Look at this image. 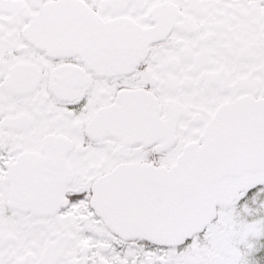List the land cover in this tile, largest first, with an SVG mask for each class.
Returning <instances> with one entry per match:
<instances>
[{"label":"snow or ice","instance_id":"snow-or-ice-1","mask_svg":"<svg viewBox=\"0 0 264 264\" xmlns=\"http://www.w3.org/2000/svg\"><path fill=\"white\" fill-rule=\"evenodd\" d=\"M0 264H264V0H0Z\"/></svg>","mask_w":264,"mask_h":264}]
</instances>
